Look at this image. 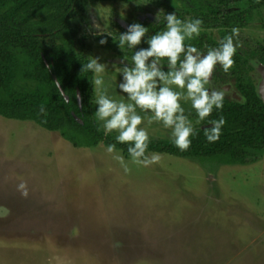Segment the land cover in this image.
<instances>
[{"label":"rangeland","instance_id":"obj_1","mask_svg":"<svg viewBox=\"0 0 264 264\" xmlns=\"http://www.w3.org/2000/svg\"><path fill=\"white\" fill-rule=\"evenodd\" d=\"M140 5L159 9L148 0L97 1L76 21L112 33L116 22L136 23ZM238 36L244 46L264 43V10ZM91 47L119 82L112 63L126 54L110 41ZM216 70L213 86L242 100L234 80ZM108 91L120 99L114 84ZM146 127L150 138H169L159 124ZM105 149L74 146L57 131L0 115V205L10 210L0 218V264H264V154L241 165L160 153L158 164H129L125 173ZM22 181L27 196L17 190Z\"/></svg>","mask_w":264,"mask_h":264},{"label":"trees","instance_id":"obj_2","mask_svg":"<svg viewBox=\"0 0 264 264\" xmlns=\"http://www.w3.org/2000/svg\"><path fill=\"white\" fill-rule=\"evenodd\" d=\"M106 0H0V115L10 119L29 120L50 131L59 132L74 146L95 147L99 143L115 144V133L104 136L97 131L94 120L96 105L92 91L91 73L81 67L92 56V41L105 38L116 46L111 36L95 35L76 18L86 4ZM132 2V0H122ZM159 9L136 7L140 23L148 27L146 35L163 29L155 24V16L161 11L176 12L178 18L203 21L197 39L186 41L202 52L217 46V42L230 34L233 27L244 29L264 10V0H185L182 5L148 0ZM48 14L42 27H32L31 22ZM150 14V15H149ZM113 36L126 31L117 22ZM217 30L218 40L211 30ZM49 38L45 41V38ZM239 47L233 57L234 63L228 73L219 68L220 78L232 79L242 100L225 97L220 113L215 110L208 120H225L222 134L215 143H207L201 122L196 125L197 135L190 148L179 151L169 138H150V152L167 153L192 159H217L222 163L248 165L258 162L264 154V101L257 93L254 67L250 63L258 59L264 63V43L243 45L238 36ZM235 42V41H234ZM147 48L141 43L138 48ZM131 57V51H125ZM166 70V68H165ZM59 80L61 89L72 98L64 103L58 95L54 82ZM81 96V105L77 99ZM41 107L44 112L41 113ZM189 119H196L192 110ZM77 116L82 122H79ZM127 157L126 145L116 144ZM128 158V157H127Z\"/></svg>","mask_w":264,"mask_h":264},{"label":"clouds","instance_id":"obj_3","mask_svg":"<svg viewBox=\"0 0 264 264\" xmlns=\"http://www.w3.org/2000/svg\"><path fill=\"white\" fill-rule=\"evenodd\" d=\"M161 11L155 16V24H163V29L152 35H146L148 27L140 23L129 24L118 36L102 30L99 24L93 25L95 35L107 33L122 53L132 52L130 60L123 55L119 66L112 63V69L121 78L119 82L115 76L109 77L108 64L100 62V57L90 56L81 67L82 72L91 73L97 131H102L104 136L115 133L116 143L108 144L105 151L125 173L130 170L129 164L148 168L162 159L160 153L149 151L151 139L146 125L156 123L169 130V139L179 151L190 148L200 129L194 127L189 119L192 113L186 114L183 103L190 104L196 124L210 125L202 129L207 143L218 141L225 125L222 115L208 120L214 110L222 111L226 95L225 89L213 86V73L217 66L224 73L232 68L239 47V28L233 27L216 47L202 52L186 41L200 36L203 21L199 18L182 20L175 11L163 12L161 17ZM142 42L148 47L138 48ZM98 43L104 45L107 40L101 38ZM113 84L121 93L120 99L109 94V86ZM54 85L64 103H70L72 98L61 89L60 81L56 80ZM40 112H44L43 107ZM116 144L126 145L128 159L117 150ZM17 190L27 196L23 181L17 185ZM9 214L10 210L0 205V218Z\"/></svg>","mask_w":264,"mask_h":264},{"label":"water","instance_id":"obj_4","mask_svg":"<svg viewBox=\"0 0 264 264\" xmlns=\"http://www.w3.org/2000/svg\"><path fill=\"white\" fill-rule=\"evenodd\" d=\"M250 63L252 64V66L254 67V69L259 73L261 80H258L256 85V90L258 95L260 96V98L264 101V63H262L260 60L258 59H253L250 61ZM253 76V74H252ZM78 100H79V104L81 105V96L80 93H78ZM240 101V100H239ZM76 119L79 122H82L77 116H75ZM210 126V125H207ZM206 126H202V128H205Z\"/></svg>","mask_w":264,"mask_h":264},{"label":"flooded vegetation","instance_id":"obj_5","mask_svg":"<svg viewBox=\"0 0 264 264\" xmlns=\"http://www.w3.org/2000/svg\"><path fill=\"white\" fill-rule=\"evenodd\" d=\"M127 29V28H126ZM217 69V68H216ZM215 69V70H216ZM215 70H214V73H213V77H214V74H215ZM217 71V76H218V78L219 79H221V80H225V79H222V78H220V74H219V68H218V70H216ZM252 74H253V78L255 79V84L257 83V81H258V76H259V73L254 69V71L252 72ZM257 74V75H256ZM214 80V79H213ZM240 94V93H239ZM241 95V94H240Z\"/></svg>","mask_w":264,"mask_h":264},{"label":"bare ground","instance_id":"obj_6","mask_svg":"<svg viewBox=\"0 0 264 264\" xmlns=\"http://www.w3.org/2000/svg\"><path fill=\"white\" fill-rule=\"evenodd\" d=\"M257 75V74H256ZM258 80H261V77H260V75L258 76V78H257ZM237 92V91H236ZM236 96H238V97H241L242 98V96L237 92V94H236Z\"/></svg>","mask_w":264,"mask_h":264}]
</instances>
